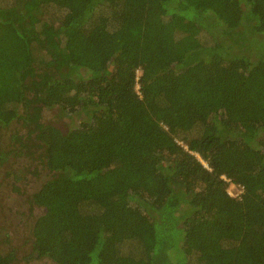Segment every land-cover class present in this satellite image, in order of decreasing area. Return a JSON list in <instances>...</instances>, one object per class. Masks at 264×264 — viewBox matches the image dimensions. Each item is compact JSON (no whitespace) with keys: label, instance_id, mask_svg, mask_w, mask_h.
<instances>
[{"label":"trees","instance_id":"trees-1","mask_svg":"<svg viewBox=\"0 0 264 264\" xmlns=\"http://www.w3.org/2000/svg\"><path fill=\"white\" fill-rule=\"evenodd\" d=\"M21 118L53 175L0 264H264V0H0V126Z\"/></svg>","mask_w":264,"mask_h":264},{"label":"rangeland","instance_id":"rangeland-1","mask_svg":"<svg viewBox=\"0 0 264 264\" xmlns=\"http://www.w3.org/2000/svg\"><path fill=\"white\" fill-rule=\"evenodd\" d=\"M9 17L16 18L17 12H10ZM41 97L32 95L30 98V104L33 105L31 120L68 128L72 119L59 107L45 105ZM16 132L23 133L30 141V153L19 156L11 154L9 160L0 163V225L7 226L15 236V240L25 246L26 252H30L33 243L24 239L32 234V226L36 218L46 211L45 207L37 204L35 197L40 186L53 173L44 167L41 154L43 147L38 142L34 144L35 133L25 124L24 118L8 126H0V145L4 148H13L16 144L13 135ZM229 188L234 194L238 193L236 186L231 185ZM12 264L57 263L42 258L19 260Z\"/></svg>","mask_w":264,"mask_h":264},{"label":"built area","instance_id":"built-area-1","mask_svg":"<svg viewBox=\"0 0 264 264\" xmlns=\"http://www.w3.org/2000/svg\"><path fill=\"white\" fill-rule=\"evenodd\" d=\"M234 186H236L238 188V193L234 194L231 189H229L230 193L233 195V196H239L241 195L243 192H244V187L242 185H236V184H233Z\"/></svg>","mask_w":264,"mask_h":264}]
</instances>
